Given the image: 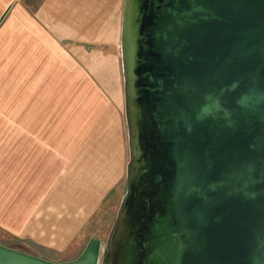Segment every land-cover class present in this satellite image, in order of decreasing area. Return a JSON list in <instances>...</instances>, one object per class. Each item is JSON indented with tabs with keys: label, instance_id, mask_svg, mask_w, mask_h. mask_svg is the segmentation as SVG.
Wrapping results in <instances>:
<instances>
[{
	"label": "water",
	"instance_id": "95a60500",
	"mask_svg": "<svg viewBox=\"0 0 264 264\" xmlns=\"http://www.w3.org/2000/svg\"><path fill=\"white\" fill-rule=\"evenodd\" d=\"M127 190L104 249L52 262L264 264V0H125Z\"/></svg>",
	"mask_w": 264,
	"mask_h": 264
},
{
	"label": "crops",
	"instance_id": "0c3cea01",
	"mask_svg": "<svg viewBox=\"0 0 264 264\" xmlns=\"http://www.w3.org/2000/svg\"><path fill=\"white\" fill-rule=\"evenodd\" d=\"M124 3L0 0V50H7L14 35L19 36L24 52L20 71L43 66L42 72L73 74L74 83L42 81L36 86L44 87L42 95L35 90L22 96L18 117L15 122L11 118L14 126L5 130L7 138L0 143L20 161L9 169L12 179V173L22 177L30 168L43 169L45 178L43 191L22 217L13 220L8 214L4 226L14 239L52 262L81 257L73 255L81 244L77 241L108 197H116L125 187L129 153L122 64ZM33 38L39 43L30 51ZM41 55L54 56L57 69L46 61L39 63ZM78 76L81 85L76 91ZM50 113L54 120L46 125Z\"/></svg>",
	"mask_w": 264,
	"mask_h": 264
},
{
	"label": "rangeland",
	"instance_id": "374dc122",
	"mask_svg": "<svg viewBox=\"0 0 264 264\" xmlns=\"http://www.w3.org/2000/svg\"><path fill=\"white\" fill-rule=\"evenodd\" d=\"M27 4H34L38 0H24ZM18 35H14L13 43L7 50H0V143H5L4 140L7 138L5 136V130L14 126L15 118L17 112L21 109V99L24 95H32L35 90L43 94L44 87L37 88V84H47V81L54 79L55 83L57 79H72L73 74L68 72L54 71V72H42V67H39L35 71H20L21 66V56H24V52H20V44L18 43ZM21 40V39H20ZM38 40L30 39L29 48L30 51H35L38 45ZM36 56V55H34ZM41 61L39 63H45L46 65H54L57 69L58 60L52 56H39ZM58 58V57H57ZM23 58V65H24ZM22 65V66H23ZM36 67V66H35ZM79 75V73H78ZM81 85V79L77 77L76 91ZM52 86V85H51ZM48 88L45 86V92ZM74 89L71 92L73 95ZM57 109V108H56ZM13 118L14 122L11 121ZM49 119V120H48ZM48 119H45V124H49L54 120L52 113L49 114ZM19 122V121H18ZM126 122V114H125ZM127 141H128V128L126 123ZM6 147L0 146V245L8 246L10 244H15L18 241L11 236V233L6 230L4 223L5 219L8 217L13 218V220L19 219L24 214V210L31 206L36 198L43 191L45 186V178L43 174V169L30 168L29 171L23 172L22 177L17 174L14 179H12L9 172L10 167L16 161L14 154L11 152H5ZM128 161L130 158L129 151V141H128ZM26 175V176H25ZM127 190V174L125 179V187L121 194L116 195V197H108L106 203L102 206L99 212L92 218V221L88 224L86 230L80 237L81 244L75 246L73 255L78 253L82 257L89 245V243L96 240L100 244L101 248L107 244L109 234L111 232L112 226L117 217L119 207L121 205L124 194ZM125 191V192H124ZM21 198V199H20ZM25 202L26 204L22 203ZM91 239V240H90ZM84 245V249H83ZM81 250V252H79ZM84 250V251H83ZM80 257V258H81Z\"/></svg>",
	"mask_w": 264,
	"mask_h": 264
},
{
	"label": "trees",
	"instance_id": "16d2710c",
	"mask_svg": "<svg viewBox=\"0 0 264 264\" xmlns=\"http://www.w3.org/2000/svg\"><path fill=\"white\" fill-rule=\"evenodd\" d=\"M96 243H98V241H96Z\"/></svg>",
	"mask_w": 264,
	"mask_h": 264
}]
</instances>
